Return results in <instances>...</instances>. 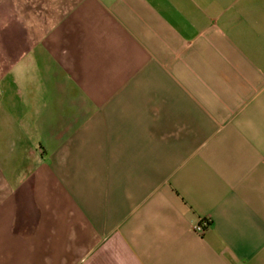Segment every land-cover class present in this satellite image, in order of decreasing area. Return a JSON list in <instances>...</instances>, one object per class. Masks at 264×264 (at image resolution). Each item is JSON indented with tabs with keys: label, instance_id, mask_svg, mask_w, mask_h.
<instances>
[{
	"label": "crops",
	"instance_id": "crops-1",
	"mask_svg": "<svg viewBox=\"0 0 264 264\" xmlns=\"http://www.w3.org/2000/svg\"><path fill=\"white\" fill-rule=\"evenodd\" d=\"M0 264H264V0H0Z\"/></svg>",
	"mask_w": 264,
	"mask_h": 264
},
{
	"label": "built area",
	"instance_id": "built-area-1",
	"mask_svg": "<svg viewBox=\"0 0 264 264\" xmlns=\"http://www.w3.org/2000/svg\"><path fill=\"white\" fill-rule=\"evenodd\" d=\"M209 225V219H201V221L195 225V230L200 232V233H204V231L207 229Z\"/></svg>",
	"mask_w": 264,
	"mask_h": 264
}]
</instances>
